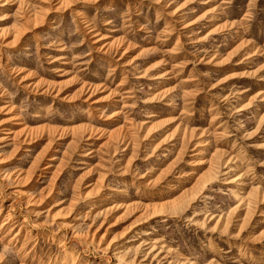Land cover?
<instances>
[{"label":"rangeland","instance_id":"rangeland-1","mask_svg":"<svg viewBox=\"0 0 264 264\" xmlns=\"http://www.w3.org/2000/svg\"><path fill=\"white\" fill-rule=\"evenodd\" d=\"M0 264H264V0H0Z\"/></svg>","mask_w":264,"mask_h":264}]
</instances>
